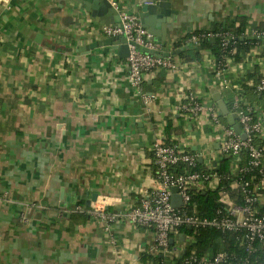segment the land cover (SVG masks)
Returning <instances> with one entry per match:
<instances>
[{"label":"crops","instance_id":"1","mask_svg":"<svg viewBox=\"0 0 264 264\" xmlns=\"http://www.w3.org/2000/svg\"><path fill=\"white\" fill-rule=\"evenodd\" d=\"M109 1L136 12L140 0ZM169 1L177 13L155 41L182 44L238 17L245 32L264 29V0ZM99 24L74 0H0V264H157L154 230L128 218L156 184L151 144L218 148L209 121L181 111L185 96L218 112V93L230 112L237 91L246 88L251 99L254 78L264 75L239 60L219 92L209 49L185 61L175 55L188 50L172 47L177 68L144 75L145 93L155 96L144 102L115 49L76 51L99 39ZM179 240L175 259L186 251Z\"/></svg>","mask_w":264,"mask_h":264},{"label":"built area","instance_id":"2","mask_svg":"<svg viewBox=\"0 0 264 264\" xmlns=\"http://www.w3.org/2000/svg\"><path fill=\"white\" fill-rule=\"evenodd\" d=\"M120 21L121 25L100 23L95 29L108 37H126L130 42L129 55L124 59L129 84L144 102L153 101L155 96L144 92V75L158 68L175 70L177 65L171 57H157L140 51L136 44L171 51L174 43L155 41L152 34L141 27L136 12L120 11ZM244 36L251 42L240 60L252 61L264 68V29L254 28L249 33L244 32ZM205 38L217 39L219 43V60L211 54V74L220 92L230 86L225 73L231 64L237 62L234 59L237 38L228 30H201L186 36L181 40V46L206 54V49L199 46ZM167 46L170 48L166 49ZM254 88L256 92L264 91V75L259 77ZM185 98L181 111L196 120L202 117L208 120L213 135L219 141L218 148L211 149L205 145L194 152L185 144L156 139L150 146L156 184L141 194L137 205L129 210L128 218L134 224L154 230L155 249L163 257L161 264H175L170 249L181 234H177L181 227H208L232 233L241 250V254L226 250L201 256L190 253L183 258V264H253L256 260L254 255L264 251V112L258 106L243 101L239 95L232 97L230 112L237 115L235 121L245 134L242 138L219 116L215 106L205 104L192 92ZM199 158L203 168L196 167ZM224 158L227 161H223ZM177 166L181 169L177 170ZM172 187L177 188L180 205H173L171 201ZM192 191H202L203 195L210 192L216 196L217 205L211 215L203 216L197 212ZM96 210L100 217H106L102 206ZM170 238H173L172 244ZM188 238L191 241L186 242L185 250L194 237L185 234L183 241Z\"/></svg>","mask_w":264,"mask_h":264},{"label":"trees","instance_id":"3","mask_svg":"<svg viewBox=\"0 0 264 264\" xmlns=\"http://www.w3.org/2000/svg\"><path fill=\"white\" fill-rule=\"evenodd\" d=\"M245 21L244 18L238 17L235 20L231 22H227L225 26H219L218 28L212 29V31L217 30H228L231 33H233L237 38V52L234 55V59L236 61L240 60L241 55L245 53L250 46V39L246 36H244L245 32ZM198 32V31H196ZM195 33V32H193ZM188 36V35H187ZM209 39H202L200 41L199 46L203 49H209L215 60H219V57L221 55L220 47L218 40L211 41ZM181 46V43L173 44V47H179ZM188 50L185 54L179 53L178 55L182 60L188 61V60H199L200 54L197 50H194L190 47L186 48ZM174 57V56H173ZM173 57L171 59L173 60ZM259 78V77H258ZM255 82H257V77L254 78ZM243 91H237L238 95L240 97H243L247 102L258 105V106H264V91L262 92H256L254 86L250 89L251 93V99L247 98L248 90L246 88H242ZM245 90V91H244ZM251 101H250V100ZM253 100V102H252ZM168 142V141H165ZM258 144H262L260 141H256ZM223 161H227L225 158ZM197 168H203V163L200 161H197ZM177 170L181 169V166L176 167ZM184 170V169H183ZM192 200L197 204L198 213L200 215H211L214 209L216 208L217 202H216V196L210 192H207L206 195L202 194V191H192ZM183 233L186 235H193V241L186 248V251L176 259L173 258L172 261H174L175 264H183V258L190 253H194L197 255H204V254H211L215 253L220 250H226L229 252H235L240 253L241 250L237 247L236 242L234 240V235L232 233L222 232L219 230H216L214 228H198V229H189L181 227L177 230V234ZM173 244L171 245V247ZM256 260H254L253 264H264V251H260L254 255ZM157 264H161L163 257H160L159 255L156 256ZM171 263V260H169Z\"/></svg>","mask_w":264,"mask_h":264},{"label":"water","instance_id":"4","mask_svg":"<svg viewBox=\"0 0 264 264\" xmlns=\"http://www.w3.org/2000/svg\"><path fill=\"white\" fill-rule=\"evenodd\" d=\"M80 3L86 12L90 14V16L99 20L100 23L109 25V24H118L121 25L120 21V11L115 6L111 5L109 0H74ZM134 4V0L131 1ZM136 14L138 17V22L141 24V27L145 29L147 32L152 35L158 36L156 30H164L166 24L169 23L172 19L173 14H176L177 11L171 8V2L169 0H140L136 3ZM211 41H215L214 38L210 39ZM130 42L127 41L124 35L119 36H105L101 35L98 40L79 45L76 51L81 54L88 53L91 49L97 48L99 46H111L113 49L117 51V55L121 59H125L129 55L128 44ZM136 47L148 54H152L157 57H170L175 51H159L155 49H150L144 46H140L136 44ZM213 98L217 101L219 105L218 114L219 116H223L227 123L233 127L236 133L240 134L242 138L245 137V134L241 132L239 124L235 121L237 115L235 113L229 112L225 103L221 100L220 94L214 93ZM201 160V158H199ZM172 197L171 201L173 205H180V196L177 193V188L172 187ZM204 194V193H202ZM94 199L92 196L91 200ZM89 201L87 202V204ZM184 235L181 233L179 238L184 240ZM169 242L173 243V238L169 239Z\"/></svg>","mask_w":264,"mask_h":264},{"label":"rangeland","instance_id":"5","mask_svg":"<svg viewBox=\"0 0 264 264\" xmlns=\"http://www.w3.org/2000/svg\"><path fill=\"white\" fill-rule=\"evenodd\" d=\"M132 89H133V88H132ZM144 92H145V90H144ZM139 96H140V94H139ZM188 241H191V239L188 238L187 241H178V244H179L181 247H184L185 244H186V242H188ZM170 250H171V253H172V254L176 253V250H173L172 247H171Z\"/></svg>","mask_w":264,"mask_h":264}]
</instances>
